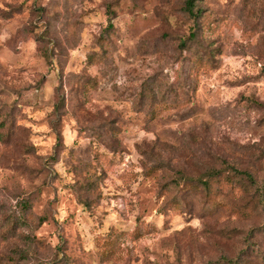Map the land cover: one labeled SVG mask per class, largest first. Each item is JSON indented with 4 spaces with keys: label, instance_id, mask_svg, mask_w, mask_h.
<instances>
[{
    "label": "rangeland",
    "instance_id": "1",
    "mask_svg": "<svg viewBox=\"0 0 264 264\" xmlns=\"http://www.w3.org/2000/svg\"><path fill=\"white\" fill-rule=\"evenodd\" d=\"M187 1L0 0V264H264V0Z\"/></svg>",
    "mask_w": 264,
    "mask_h": 264
},
{
    "label": "trees",
    "instance_id": "2",
    "mask_svg": "<svg viewBox=\"0 0 264 264\" xmlns=\"http://www.w3.org/2000/svg\"><path fill=\"white\" fill-rule=\"evenodd\" d=\"M199 0H188L187 3H186V10L187 12L189 13V15L191 17H199L200 14H201V11L200 10H197L196 11V5H197V2ZM239 174H242V175H245L247 176L248 178H251L250 174L246 171H239L238 172ZM252 179V178H251Z\"/></svg>",
    "mask_w": 264,
    "mask_h": 264
}]
</instances>
